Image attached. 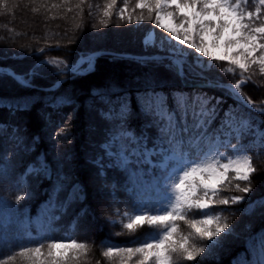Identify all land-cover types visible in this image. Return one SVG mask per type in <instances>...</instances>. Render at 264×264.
<instances>
[{"label": "snow or ice", "instance_id": "snow-or-ice-1", "mask_svg": "<svg viewBox=\"0 0 264 264\" xmlns=\"http://www.w3.org/2000/svg\"><path fill=\"white\" fill-rule=\"evenodd\" d=\"M116 5L117 0H108L103 16L112 17ZM137 10L140 13L137 22L153 21L167 35L168 48L161 41L156 53L149 52L148 47L155 46L149 35L144 38L142 53L104 49L82 55L68 71L73 77L95 71L98 55L107 56L112 62L127 61L138 69L130 89L128 85L109 82L91 90L92 103L88 109L105 122L106 128L105 139L98 145L100 152L88 157L87 163L96 169L95 178L105 185L110 171L121 175L120 186L129 194L131 206L136 210L123 227L134 233L147 225L157 235L139 246L107 247L103 256L119 258V264H185L220 246L222 241L218 238L222 234L235 235L220 214L212 213L217 205L244 201L252 191L249 185L257 168L250 158L199 163L188 157L198 151L215 160L213 150L219 154L220 146L232 152L248 150L250 143L264 149V121H257L252 115L253 112L264 115V104L257 109L253 99L244 95L245 81L228 84L211 76L217 61L227 62L243 73L257 67L264 75V0H136L131 11L128 0H124L119 19L132 24ZM181 49L190 50L192 56ZM39 67L36 65L34 69ZM37 74L33 69L17 74L0 67V75L8 76L20 89L53 92L63 83L56 81L41 89L33 83ZM176 81L179 87L175 86ZM210 89L221 95H209ZM41 101L52 110L73 102L69 97L47 100L18 95L0 98V107L7 108L13 116L25 115ZM42 117L46 126L51 123V113H42ZM133 121L139 122V133L134 130ZM213 123L218 127L210 133ZM10 138L17 150L23 147L24 152L34 150L40 141L39 136H33L28 143L20 125L11 127ZM211 138L222 140L223 144L208 143ZM232 139L238 142L233 144ZM26 167L31 173L42 172L51 179L52 169L44 161L39 168ZM57 167L61 174L48 193L45 208L48 228L66 215L73 204L84 205L86 200V186L79 181H72L65 199H59V193L65 189L60 181L68 177ZM233 180L237 181L236 191L244 195L222 197L225 186H233ZM239 182H244V186ZM115 187L113 183L112 188ZM257 205L264 215V199L257 201ZM89 211L86 205L80 208V214ZM193 214L199 218H191ZM181 222L187 225V234L181 232ZM251 227L246 225L250 234L243 240L244 250L231 264H264V229L253 233ZM18 240V236L0 233V242L4 244L15 246ZM85 247L75 239L54 240L47 243L46 249L44 243L21 247L16 255L28 264H78ZM16 255L0 260V264H8Z\"/></svg>", "mask_w": 264, "mask_h": 264}, {"label": "trees", "instance_id": "trees-1", "mask_svg": "<svg viewBox=\"0 0 264 264\" xmlns=\"http://www.w3.org/2000/svg\"><path fill=\"white\" fill-rule=\"evenodd\" d=\"M107 3L108 0H83V3L81 0H0V66L23 74L45 59L61 58L71 62L79 54L86 56L104 49L142 53V48L134 41L150 29L154 22H137L139 10L133 14L132 24L126 20L121 21L117 16L105 18L103 11ZM135 3L136 0H128L130 11L135 8ZM119 5L124 6V0H117L116 6ZM148 51L153 53V50ZM38 65L42 76H35L33 83L46 89L50 81L62 77L63 83L58 92L73 102L52 110L44 107L41 101L29 113L16 116L7 108L0 107V224L3 225L0 233L19 237L15 246L0 242V260L16 255L24 246L34 247L44 243L46 249L47 243L54 240L75 239L86 245L79 254L78 264H119V258L103 256L107 247L139 246L145 239L154 238L157 232L144 225L130 233L121 222L116 221V217L123 216L122 213L136 210L131 206L129 194L120 186L123 179L118 172L110 171L105 185L95 178L96 169L87 163L88 157H94L100 152L98 145L105 139L106 128L105 122L89 111L88 105L92 103L91 90L105 87L109 82L119 86L128 85L130 89L133 77L138 74L137 66L127 61L112 62L107 56L100 55L95 59V71L73 77L72 74H54V69L41 62ZM227 66L215 62L211 76L229 84L244 77L246 85L243 93L251 97L256 106L264 104V75L256 68L247 75L239 74L236 69L230 70ZM175 86L179 87V81L175 82ZM213 94L221 95L210 89L209 95ZM18 95H35L47 100L57 98L54 91L20 89L8 76L0 75V98ZM228 103L232 101L228 100ZM45 112L51 113L52 117L47 126L42 117ZM252 115L257 121H264V115L255 112ZM89 117L94 123L90 130L87 121ZM132 123L134 130L139 133V122ZM13 125L21 126V132L28 143L33 136L40 137L34 150L24 152L23 147L17 150L10 138ZM217 127L213 123L209 132ZM62 129L63 134H60ZM235 141L232 139V142ZM247 149L248 157L257 168L249 185L252 191L244 201L235 205H217L214 211L229 223L235 235L222 234L218 238L222 241L220 246L210 253L202 254L196 261L185 264H231L237 254L244 250L243 240L250 234L246 231V225L252 226L253 233L264 229V215H261L257 205V201L264 199V149L251 143ZM41 161L52 169L51 179L45 178L42 172L37 174L28 171L27 165L39 168ZM58 165L62 174L68 177L66 181H60L65 189L59 193V199H65L72 181H79L86 186L84 205L90 211L80 214V208L84 205L75 203L66 215L48 228L45 208L48 193L61 174ZM113 183H116L115 189L112 188ZM235 183L237 181L233 180V186H225L222 197L244 195L236 191ZM239 183L244 186V182ZM109 192L113 196H109ZM196 217L193 214L191 218ZM181 223V232L187 234V225ZM205 256L207 259H204ZM8 264H28V261L16 255V259Z\"/></svg>", "mask_w": 264, "mask_h": 264}, {"label": "rangeland", "instance_id": "rangeland-1", "mask_svg": "<svg viewBox=\"0 0 264 264\" xmlns=\"http://www.w3.org/2000/svg\"><path fill=\"white\" fill-rule=\"evenodd\" d=\"M124 6H116V12L113 13L112 17L114 16H118V12H119V9L122 8ZM151 35L154 40H155V46H149L148 47V50H153V53H156L157 51V48L159 47V44L161 41H165V48H168L170 45L167 43V35L165 33L162 32V30L158 29L155 27V25L153 24L152 27L150 29H148L147 31H144V33L142 34V36L138 39H136L134 42H136L141 48H142V51H144V44H143V41H144V38L146 36H149ZM182 51H185L187 52V54L189 55V57L192 56V53L190 50H187V49H181ZM90 54V53H89ZM82 55L79 54L77 56V58L75 60H72L71 62H66L64 61L63 59L61 58H52V59H45V60H42V61H39L38 63L34 64V67L36 65H38L40 62L43 63L44 65H47L48 67H50L52 70L54 69V74H69L68 72V69L72 66H75L76 65V62L79 61L80 57ZM16 58V57H14ZM218 62V61H217ZM216 62V63H217ZM226 64L228 65L227 68H229L230 70L232 69H236L234 66H232L231 64L227 63V62H218V64ZM1 67V66H0ZM34 67H32L31 69H33L34 71H36L38 74L36 76H42L40 75L41 72L39 71V68L38 69H34ZM5 68H8V69H11L9 67H5ZM253 68H256L258 71L259 69L257 67H253ZM31 69H29L27 72H29ZM12 70V69H11ZM239 74H246L247 73H243L241 72L239 69H236ZM26 72V73H27ZM242 76V75H241ZM244 78V77H243ZM243 78H240L239 80H237L235 83L243 80L246 82V79H243ZM56 81H63V78L61 77L60 79H54L52 81H50V85H53ZM235 83H231V84H235ZM229 84V83H228ZM246 85V84H245ZM59 90L56 89L54 91V94L56 97H64L63 95H60L61 93L58 92ZM245 95V94H244ZM260 107L257 106V109H259ZM255 113H258V112H255ZM259 114V113H258ZM89 120V121H88ZM88 123H89V126H88V129L90 130L91 129V126L94 125L93 121H92V118L89 117L87 119ZM236 140V139H234ZM232 142V141H231ZM238 141L236 140L235 142H232L233 144L237 143ZM204 143V142H202ZM208 143H212V144H220L222 145L223 144V141L222 140H217V139H214V138H211ZM218 152L219 154L216 153L215 150H213V155H215V160H212L211 157H207L205 158L203 155L200 154V152L196 151V152H192L189 154V160H194L196 162H199V163H209V162H219V163H226L228 162V160L230 159H237V160H243L245 157H248L247 153L245 150H242L240 152H232L230 151L229 149H227L226 147H223V146H220L219 149H218ZM249 158V157H248ZM101 199V197H100ZM93 201H95L94 203H96V200L93 199ZM123 216H120V217H116V221H118L119 223L121 222L122 226L124 224H126L128 222V218L136 213H122ZM212 214H215V212H213ZM196 218H199V217H196ZM122 219V220H121ZM112 221H114V218L112 219ZM182 224V223H181ZM90 227L92 228V225H90ZM91 231V230H90ZM89 231V232H90ZM84 232H87V231H84Z\"/></svg>", "mask_w": 264, "mask_h": 264}, {"label": "water", "instance_id": "water-1", "mask_svg": "<svg viewBox=\"0 0 264 264\" xmlns=\"http://www.w3.org/2000/svg\"><path fill=\"white\" fill-rule=\"evenodd\" d=\"M99 52H100V51H99ZM90 54H92V53H90ZM90 54H88V55H90ZM88 55H87V56H88ZM98 56H100V55H98ZM98 56H97V57H98Z\"/></svg>", "mask_w": 264, "mask_h": 264}, {"label": "bare ground", "instance_id": "bare-ground-1", "mask_svg": "<svg viewBox=\"0 0 264 264\" xmlns=\"http://www.w3.org/2000/svg\"><path fill=\"white\" fill-rule=\"evenodd\" d=\"M97 58V57H96ZM5 68V67H4ZM69 74H71V72H68Z\"/></svg>", "mask_w": 264, "mask_h": 264}]
</instances>
